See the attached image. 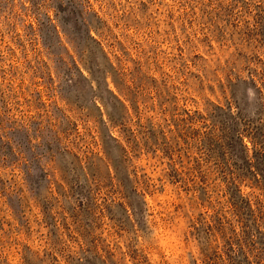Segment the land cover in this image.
<instances>
[{"label":"rangeland","instance_id":"obj_1","mask_svg":"<svg viewBox=\"0 0 264 264\" xmlns=\"http://www.w3.org/2000/svg\"><path fill=\"white\" fill-rule=\"evenodd\" d=\"M246 129L264 0H0V264H264Z\"/></svg>","mask_w":264,"mask_h":264},{"label":"trees","instance_id":"obj_2","mask_svg":"<svg viewBox=\"0 0 264 264\" xmlns=\"http://www.w3.org/2000/svg\"><path fill=\"white\" fill-rule=\"evenodd\" d=\"M245 137H247L251 140V142L253 143L254 147L257 149V152L261 158H264V149H263L264 148L263 147L264 137H263V135H257V133H255L254 131H251L248 129H246L244 131L237 132L236 137H235L237 139V141L239 142V145L241 146L242 151H243V157H239V158H242V160L244 162H246L247 164H249V166H250V169L247 170V172L251 173V175H252L251 176L252 178L250 180L253 181V185L251 187L253 189H257V188L262 189V187L260 186L259 175L262 176L263 169L253 165L252 164L253 160L251 158H248L249 156L246 155V153L248 152V148L244 144V138ZM235 177L236 176H234V179L237 180V178H235ZM235 187L237 188V197H236L237 199H235V201L231 202L230 205H228V209H229V213L232 216L235 215L238 217V219L236 220V226H240L241 224H244V215L246 213H244L243 211H245L250 215V217L252 218V220L256 224V226L260 228L259 222L261 220H264V217L259 216V212L253 207V203L251 200L245 199V197L241 194L240 187L238 185H235ZM258 210H261V209H258ZM223 226L224 225L222 222V225H220V228L218 229L219 232L222 231ZM249 242L255 243V240L253 238H251V240Z\"/></svg>","mask_w":264,"mask_h":264}]
</instances>
